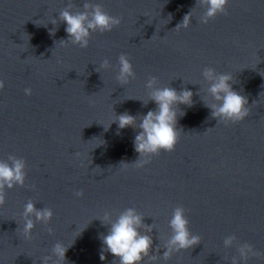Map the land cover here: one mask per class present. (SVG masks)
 <instances>
[{"label":"water","instance_id":"obj_1","mask_svg":"<svg viewBox=\"0 0 264 264\" xmlns=\"http://www.w3.org/2000/svg\"><path fill=\"white\" fill-rule=\"evenodd\" d=\"M68 2L0 0V159L14 154L27 161L26 185L7 189L0 206V264H43L58 241L68 247L64 264H113L110 252L100 259L101 236L110 227L105 213L115 219L129 207L156 225L152 254L161 245V259L153 264H231L243 243L264 253V0H229L228 14L207 24L199 22L197 0H91L121 23L94 32L87 48L61 41L68 38L66 22L52 24ZM72 2L73 11L84 10L86 0ZM191 10L190 27L175 29ZM121 53L136 73L123 86L116 79ZM105 59L111 69L100 67ZM206 67L232 75L233 88L249 101L244 120L211 116L204 104L211 102ZM151 76L160 86L192 90L194 103L180 105L185 114L175 150L137 166L140 129L117 134V123L104 125L115 112L139 120L156 108L140 100L149 98ZM29 199L54 216L48 225L37 222L25 239ZM177 206L186 209L201 242L165 261L163 243ZM233 234L237 239L226 248L224 239ZM240 264H264V255Z\"/></svg>","mask_w":264,"mask_h":264},{"label":"clouds","instance_id":"obj_2","mask_svg":"<svg viewBox=\"0 0 264 264\" xmlns=\"http://www.w3.org/2000/svg\"><path fill=\"white\" fill-rule=\"evenodd\" d=\"M229 0H197L196 7L203 9L199 16V22L207 24L220 14H228ZM76 5L69 0L68 4L59 12L58 19H53L52 24L59 25L60 22H66L65 31L68 33L66 40L80 48H87L90 44L91 36L94 32H109L121 23V18L112 16L106 12L99 3H93L86 0L83 4V11L77 9L73 11ZM192 8V10L194 9ZM192 10L187 13L182 21L175 27L187 29L191 25ZM41 25V24H38ZM54 34L56 28L50 29ZM101 68L108 70L113 67L108 59L103 60ZM99 71V70H98ZM202 75L210 86L207 87V100L204 104L211 109V116L218 122L237 123L244 120L249 115V101L247 96L233 88V77L230 73H218L215 68H204ZM136 73L126 53H121L118 57L116 79L120 85L128 84L135 79ZM5 88V81L0 79V91ZM148 89V99L143 100V105L147 106L150 101H154L156 108L149 110L146 114L139 117L128 112L117 114L111 122L105 126V130L111 127L112 123L118 124V132L129 126L140 129L134 137V148L139 153V158L135 161L137 166H143L151 161V157L159 155L161 151L172 152L175 150L179 140L182 127H178V119L185 113L180 105L191 107L194 103L192 90L184 87L178 91L170 86H160L159 78L151 76L146 82ZM27 95H32V89H24ZM201 89H199L200 94ZM89 126V125H88ZM27 161L22 157L10 154L7 160L0 159V206L6 202L7 189L23 187L27 179ZM34 187V186H32ZM76 196H83V191H76ZM54 216V211L50 207L37 208L36 202L29 199L24 205L22 234L25 239H32V230L37 222L48 225ZM105 219L108 220L109 231L101 236L103 248L100 252V259L105 260L106 252H110L116 258L113 264H153L161 259V245H157L153 253V229H156L155 223L148 225L144 223V216L134 207H129L121 212L115 219H112L111 213H105ZM190 221L186 215V209L183 206H177L173 210L172 218L169 221V227L172 230L170 237L164 240L162 258L167 261L174 253L181 250L192 249L201 242L198 235H194L190 230ZM47 231L51 234L54 229L48 227ZM237 237L235 234L229 235L224 239V246L230 248L233 246ZM68 247H65L60 241L56 242L51 249V254L42 257L43 264H64ZM238 255L231 258V264H240L241 260L247 261L251 256L264 255L254 249L249 243L240 244L237 248Z\"/></svg>","mask_w":264,"mask_h":264}]
</instances>
